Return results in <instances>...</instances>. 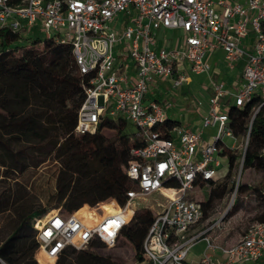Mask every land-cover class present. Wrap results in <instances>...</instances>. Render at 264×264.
I'll return each mask as SVG.
<instances>
[{
  "label": "built area",
  "instance_id": "built-area-1",
  "mask_svg": "<svg viewBox=\"0 0 264 264\" xmlns=\"http://www.w3.org/2000/svg\"><path fill=\"white\" fill-rule=\"evenodd\" d=\"M36 28L70 45L80 75L87 77L75 133H92L107 117L131 122L143 139V145L130 150L125 172L133 187L123 204L108 198L83 205L84 213L82 207L72 212L59 208L33 220L37 262L43 258L54 264L66 249H87L94 241L114 247L141 201L157 194L164 201L154 198V204L145 205L154 213L142 243L146 264H192L187 256L198 241H204L205 249L196 264H245L264 256V221L253 222L236 242L216 245L209 232L229 208L208 225L201 201L189 195L198 182L216 180V168L226 159L224 148L236 150L242 139V155L245 151L249 129L242 136L233 134L230 106L242 107L259 96L250 124L264 106V0H0V31ZM161 30L180 31L177 46L158 47ZM218 49L230 68L245 59L236 88L210 78L207 56ZM191 74L209 77L206 112L196 129L177 125L172 138L162 137L155 128L166 115L148 98L151 86L161 79L181 87ZM213 127L215 134L204 139L205 129ZM163 190L177 194L171 197ZM105 205L112 210L107 212ZM216 252L221 259L214 257Z\"/></svg>",
  "mask_w": 264,
  "mask_h": 264
},
{
  "label": "trees",
  "instance_id": "trees-1",
  "mask_svg": "<svg viewBox=\"0 0 264 264\" xmlns=\"http://www.w3.org/2000/svg\"><path fill=\"white\" fill-rule=\"evenodd\" d=\"M32 32L0 31V150L9 158V165L5 162L3 166L21 173L29 167H38L50 157L55 159L59 169L54 198L67 212L108 198L123 204L126 191L133 187L125 169L131 158L130 150L143 145L141 132L137 128L132 131L125 119L105 117L94 132L75 133L77 112L84 98L82 84L87 77L80 75L70 45L49 37L41 41L31 37ZM259 103L260 97L256 95L244 106L232 105L228 109L233 134L242 136L249 129L248 143L243 155L237 150H222L228 165L223 181L198 182V186L209 185L208 200L201 201L204 219L209 217L216 200L235 190L236 184L230 179L238 166L242 170L264 171V106L250 124L253 109ZM177 125L179 121L167 116L155 129L162 137L172 138V129ZM104 130H110L111 136H105ZM16 145L17 149L13 150ZM245 194L264 198V186L237 183L233 205ZM97 197L100 199L96 200ZM11 204L8 200L0 202V213L9 211ZM12 208L13 224L0 239V264H37L32 223L47 211ZM105 209L112 210L109 205ZM232 210L226 215H231ZM255 211L254 222L264 221V208ZM153 218L148 206H139L119 236L129 243L135 258L141 262L145 259L143 239ZM94 244L104 245L94 241L87 249L68 248L54 264H118L114 258L90 250ZM41 264L52 262L42 260Z\"/></svg>",
  "mask_w": 264,
  "mask_h": 264
},
{
  "label": "rangeland",
  "instance_id": "rangeland-1",
  "mask_svg": "<svg viewBox=\"0 0 264 264\" xmlns=\"http://www.w3.org/2000/svg\"><path fill=\"white\" fill-rule=\"evenodd\" d=\"M119 16L120 20H122V16ZM119 27L120 24L117 28ZM32 33L31 37H37L41 41L49 36V34L40 32L37 28L33 29ZM244 64L245 59L243 57L234 63L236 70L239 72L243 71ZM190 76L191 81L181 87L174 88L170 82L164 86L154 85V87L150 89V98L155 97L164 113L170 119L179 121L184 124L185 127L196 129L193 125L202 117V110L207 103L209 77L205 74H191ZM210 78L214 80L220 79L228 84L225 77L215 72L210 74ZM198 102L201 104L198 105ZM65 104L66 103H64V105ZM129 128L132 131L136 130V127L131 122H129ZM215 132L216 127L206 128L203 136L206 137L207 134H215ZM103 134L109 137L111 136V131L104 130ZM223 140L228 144L233 143V140L226 137H224ZM241 140L242 139L239 141L237 140L235 147L237 152L243 151V143ZM17 147V145L14 146L13 150H16ZM5 162L6 165H9V158L6 156L5 152L0 150V202L4 203L8 200V203H12L11 206L8 207L9 211L0 213V239L5 237L7 231L11 229L13 224L15 213L12 206H20V208H43L45 211L59 208L63 209L62 203H58L56 198H54L56 192V176L59 169V163L55 159L50 157L38 167H29L21 173H18L9 166H3ZM227 171V161L221 158V164L216 168L215 179L220 182L223 181L222 178L226 175ZM230 181L235 184L238 182L240 184L245 183L250 186L262 187L264 186V171H257L254 169L242 170L241 166H238L233 171ZM233 192L234 191L228 192L224 197L216 200L207 218L209 221V223H207L209 225L211 222H214L222 212H225L226 209L229 208L227 210V212H229L230 209L232 210L233 207H236L232 210L231 215H225L220 225L209 232L211 240L216 245L225 246L236 242L243 232L256 221L255 210H258L260 207L264 208V198L257 194H245L241 196L239 203L236 200L233 205L232 199L234 200L235 197L233 196ZM189 195L196 200L207 201L209 197V185L204 184L202 186H197ZM154 198L164 201V198L157 194L146 201H141V203L144 206L154 204L156 202ZM98 199L100 198L97 197L96 200ZM85 211L86 208L80 213H84ZM204 225H206V220L203 224L198 225L197 230L203 228ZM204 249V241L196 242L191 247L187 259L192 262V264H196ZM90 250L103 256L112 257L118 264H146L144 261L141 262L135 258L131 246L122 237H119L114 247L94 244ZM34 258L37 262L38 256L36 255V251L34 252ZM39 260L40 262L42 261L40 258ZM37 264L39 263L37 262ZM254 264H262V261L260 260Z\"/></svg>",
  "mask_w": 264,
  "mask_h": 264
},
{
  "label": "crops",
  "instance_id": "crops-1",
  "mask_svg": "<svg viewBox=\"0 0 264 264\" xmlns=\"http://www.w3.org/2000/svg\"><path fill=\"white\" fill-rule=\"evenodd\" d=\"M230 3H244L245 0H227ZM171 34V35H170ZM180 35L181 32L180 31H176V30H167V31H159L157 33V46L160 47L162 45L166 46V47H174L177 46V44L179 43L180 40ZM207 63L210 66V74L212 72H215L216 74L222 75L223 77H225L226 81L228 84L224 83V81L220 80V79H215L217 81H221L224 83V85L227 88H236L239 83L241 82V74L242 72H239L238 70H236L235 65L233 66V68L228 67V65L224 62V53L221 49H218L216 51H214L213 53L209 54L207 56ZM211 61V62H209ZM191 77V76H190ZM168 82H170L169 80H161V79H156L155 82L152 84L154 87V85H159V86H164L165 84H168ZM148 98L149 99H155V97H151L150 98V92L148 94ZM206 112V105L204 107V109L202 110L203 115ZM166 115V114H165ZM202 115V117H203ZM167 117V115H166ZM201 117V118H202ZM200 118V120H201ZM200 120L196 121L195 124L193 126H195V128L199 125ZM180 125L184 126V124L180 123ZM185 127V126H184ZM188 128V127H186ZM205 134V131H204ZM211 134H207L206 137L203 136L204 139H207ZM214 257L215 258H219L221 259V254L216 252L214 253ZM264 257V256H262ZM261 257V258H262ZM261 258H259L258 260H260ZM262 264H264V259H261ZM256 263V261H247L245 264H254Z\"/></svg>",
  "mask_w": 264,
  "mask_h": 264
},
{
  "label": "bare ground",
  "instance_id": "bare-ground-1",
  "mask_svg": "<svg viewBox=\"0 0 264 264\" xmlns=\"http://www.w3.org/2000/svg\"><path fill=\"white\" fill-rule=\"evenodd\" d=\"M166 194H168L169 196H171V197H175L176 196V194H177V192H176V190H163ZM106 206V205H105ZM105 206H104V209H105ZM107 211V210H106ZM108 212V211H107ZM40 259H42V260H44V261H46L45 259H43V258H40ZM47 262H52V261H47Z\"/></svg>",
  "mask_w": 264,
  "mask_h": 264
}]
</instances>
